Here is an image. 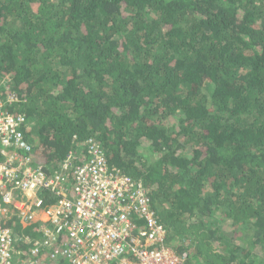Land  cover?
I'll return each mask as SVG.
<instances>
[{"label":"trees","instance_id":"1","mask_svg":"<svg viewBox=\"0 0 264 264\" xmlns=\"http://www.w3.org/2000/svg\"><path fill=\"white\" fill-rule=\"evenodd\" d=\"M31 2L0 0V104L34 162L92 140L184 264H264V0Z\"/></svg>","mask_w":264,"mask_h":264},{"label":"built area","instance_id":"2","mask_svg":"<svg viewBox=\"0 0 264 264\" xmlns=\"http://www.w3.org/2000/svg\"><path fill=\"white\" fill-rule=\"evenodd\" d=\"M24 124L0 104V264H56L62 257L67 264H184L185 255L165 245L166 229L141 181L109 169L92 140L87 159L74 165L69 152L60 171L48 174L34 162ZM13 219L23 228L38 223V238L16 239Z\"/></svg>","mask_w":264,"mask_h":264},{"label":"rangeland","instance_id":"3","mask_svg":"<svg viewBox=\"0 0 264 264\" xmlns=\"http://www.w3.org/2000/svg\"><path fill=\"white\" fill-rule=\"evenodd\" d=\"M37 5H38V0H32V2H31V6H32V8H33L34 10H36Z\"/></svg>","mask_w":264,"mask_h":264},{"label":"clouds","instance_id":"4","mask_svg":"<svg viewBox=\"0 0 264 264\" xmlns=\"http://www.w3.org/2000/svg\"><path fill=\"white\" fill-rule=\"evenodd\" d=\"M87 148H88V145H87ZM38 225H39L38 223H36V224H33V226H36V227H37ZM30 227H31V226H30ZM14 233H15V232H14ZM15 234H17V233H15ZM23 234H24L23 232H20V233H19V234H17V235H18V236H19V235L21 236V235H23Z\"/></svg>","mask_w":264,"mask_h":264}]
</instances>
